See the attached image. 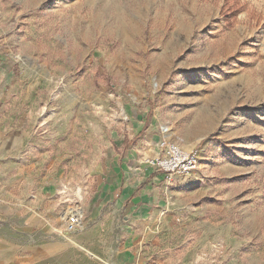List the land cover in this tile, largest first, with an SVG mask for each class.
<instances>
[{"label":"rangeland","instance_id":"1","mask_svg":"<svg viewBox=\"0 0 264 264\" xmlns=\"http://www.w3.org/2000/svg\"><path fill=\"white\" fill-rule=\"evenodd\" d=\"M225 1L0 0V170L22 178L0 198V264H137L132 217L97 205L135 115L200 153L158 177L143 264H264V0H228L231 27ZM70 210L83 226L60 236Z\"/></svg>","mask_w":264,"mask_h":264},{"label":"crops","instance_id":"2","mask_svg":"<svg viewBox=\"0 0 264 264\" xmlns=\"http://www.w3.org/2000/svg\"><path fill=\"white\" fill-rule=\"evenodd\" d=\"M138 119L139 117L135 115L134 124L131 122L133 129L136 130L135 133L133 132V137H129V134L116 135V139L119 141L114 143L111 152L103 155L101 177L98 182L101 185V196L104 195V197L97 201V205L98 207H101V204L102 206L112 205L114 213L125 212L123 218L130 219L132 217L134 221L132 231L134 232L132 233L131 250H135L133 260L137 264H143V262L149 261L147 254L151 252L150 242L154 239L155 231L153 227L148 226L150 225L148 222L145 223L148 227L142 224L137 229L136 224L150 220V211L158 202L156 184L158 183L159 186L161 180L158 177L163 175L153 169L145 171L141 166L145 158L156 154L157 144L161 137H157L153 132L154 125L147 116L143 120ZM3 155L16 156V149H3ZM16 170V167L8 168L7 166L3 168L2 173L0 170L1 199L8 194L11 187L22 185V178L15 176V173L21 172V167ZM10 211L9 208H5V211L0 209V216H9ZM100 227L101 225L94 226L83 236H96ZM129 232L130 230L127 231V233Z\"/></svg>","mask_w":264,"mask_h":264},{"label":"built area","instance_id":"3","mask_svg":"<svg viewBox=\"0 0 264 264\" xmlns=\"http://www.w3.org/2000/svg\"><path fill=\"white\" fill-rule=\"evenodd\" d=\"M199 150L184 151L175 142L163 136L157 144V152L154 156L145 158L141 166L146 171L153 169L167 179L175 176L187 177L198 171ZM83 212L70 210L66 216L62 230L57 231L60 236H70L83 226Z\"/></svg>","mask_w":264,"mask_h":264},{"label":"trees","instance_id":"4","mask_svg":"<svg viewBox=\"0 0 264 264\" xmlns=\"http://www.w3.org/2000/svg\"><path fill=\"white\" fill-rule=\"evenodd\" d=\"M242 11V7L237 2L231 4L228 0L225 1L224 6L220 10V15L227 27L232 26V22L236 20L237 15ZM140 136V135H139Z\"/></svg>","mask_w":264,"mask_h":264}]
</instances>
